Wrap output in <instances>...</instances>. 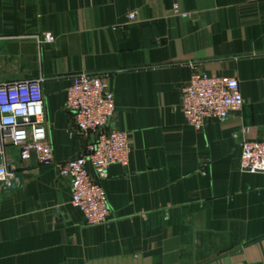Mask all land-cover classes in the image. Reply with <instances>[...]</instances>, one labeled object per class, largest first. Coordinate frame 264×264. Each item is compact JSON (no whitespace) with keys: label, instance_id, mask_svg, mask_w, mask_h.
<instances>
[{"label":"crops","instance_id":"0c3cea01","mask_svg":"<svg viewBox=\"0 0 264 264\" xmlns=\"http://www.w3.org/2000/svg\"><path fill=\"white\" fill-rule=\"evenodd\" d=\"M193 67L238 76L241 112L189 125ZM81 72L103 77L109 127L130 132L129 163L101 181L111 218L87 225L70 179L10 145L20 185L0 184V264H264V172L238 168L244 139L264 140V0H0V83L44 80L57 163L94 139L65 108Z\"/></svg>","mask_w":264,"mask_h":264},{"label":"built area","instance_id":"2783aa9c","mask_svg":"<svg viewBox=\"0 0 264 264\" xmlns=\"http://www.w3.org/2000/svg\"><path fill=\"white\" fill-rule=\"evenodd\" d=\"M127 18L136 22L137 12H129ZM36 39L44 44L56 38L45 32ZM43 81L0 83V184L5 190L20 185L19 167L7 155L10 145L21 148L22 161L31 160L35 152L40 165H55L59 175L70 179L72 204L82 211L87 225L105 224L111 218V208L101 181L112 165H127L132 153L130 132L109 127L117 110L114 93L102 76L87 72L73 75L65 103L73 114L71 129L81 137L94 139L74 158L57 163L46 120ZM244 105L236 75L208 74L193 67L181 92L186 121L197 130L204 129L210 119L225 120L241 112ZM238 168L241 172H264L263 139H244Z\"/></svg>","mask_w":264,"mask_h":264}]
</instances>
